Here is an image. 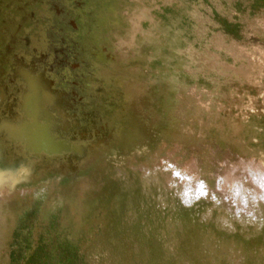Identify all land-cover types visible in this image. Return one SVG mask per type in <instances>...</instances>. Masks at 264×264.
<instances>
[{
	"label": "rangeland",
	"instance_id": "1",
	"mask_svg": "<svg viewBox=\"0 0 264 264\" xmlns=\"http://www.w3.org/2000/svg\"><path fill=\"white\" fill-rule=\"evenodd\" d=\"M0 172V264H264V0H0Z\"/></svg>",
	"mask_w": 264,
	"mask_h": 264
},
{
	"label": "trees",
	"instance_id": "2",
	"mask_svg": "<svg viewBox=\"0 0 264 264\" xmlns=\"http://www.w3.org/2000/svg\"><path fill=\"white\" fill-rule=\"evenodd\" d=\"M122 18V16H121ZM230 33V32H229ZM106 194V187L103 189ZM104 194V195H105ZM100 213V211H99ZM28 218L27 223L23 225V230L30 229V221ZM12 241L10 250L8 252V264H48L52 252H54L61 262L60 264H81L80 254L78 252L77 241H51L53 244V251L49 250L50 240L45 243L42 237H38L35 242H32L28 237L21 243L18 242V230L12 232ZM15 247V248H13Z\"/></svg>",
	"mask_w": 264,
	"mask_h": 264
},
{
	"label": "bare ground",
	"instance_id": "3",
	"mask_svg": "<svg viewBox=\"0 0 264 264\" xmlns=\"http://www.w3.org/2000/svg\"><path fill=\"white\" fill-rule=\"evenodd\" d=\"M36 124V123H35ZM5 126V125H4ZM7 126V125H6ZM35 126V125H34ZM37 129H35V130H37V131H35V133H34V135L32 136L33 137V139L35 138V137H37V138H35V141H37V143H38V141L39 140H41L40 138H41V136L43 137V135L41 134L42 132H40L39 130H38V127L37 126H35ZM7 128V127H6ZM15 130V129H14ZM13 131V130H12ZM11 131V132H12ZM10 132V131H9ZM14 132V131H13ZM3 133H4V131H3ZM25 134V133H24ZM29 135H30V133H29ZM17 136L19 137V135H18V133H17ZM40 136V137H39ZM39 137V138H38ZM29 140H32V139H30L29 138ZM42 141V140H41ZM45 141V140H44ZM43 142V141H42ZM34 143V142H33ZM34 144H36V143H34ZM47 150H50V145H48L47 147ZM2 161V160H1ZM1 173V172H0Z\"/></svg>",
	"mask_w": 264,
	"mask_h": 264
}]
</instances>
